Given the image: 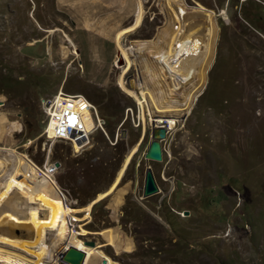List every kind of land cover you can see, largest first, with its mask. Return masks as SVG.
Segmentation results:
<instances>
[{"label": "rangeland", "instance_id": "obj_1", "mask_svg": "<svg viewBox=\"0 0 264 264\" xmlns=\"http://www.w3.org/2000/svg\"><path fill=\"white\" fill-rule=\"evenodd\" d=\"M183 1L191 38L205 39L210 27L209 13L197 7L214 12L216 54L204 88L198 66L196 78L175 85L171 96L152 58L171 41L163 35L173 28L163 0H143L145 19L124 46L147 47L136 58L129 55L127 74L116 38L135 25L138 0H96L95 8L94 0H0V149L23 157L21 178L61 208L85 209L110 191L137 147L114 192L89 213L67 217L26 192L8 194L0 206L21 196L36 212L22 227L0 229V250L21 254L24 264H60L59 256L72 248L86 252L85 264H264V1ZM121 77L129 92L141 78L137 92L147 101L164 91L177 104L161 105L190 109L161 115L179 118L162 141L161 162L145 160L152 127H144L139 102ZM60 91L95 104L108 136L96 134L79 153L50 141L41 101ZM153 102L149 116L157 109ZM12 163L0 157V186ZM47 164L57 168L48 176L37 169L46 172ZM148 168L160 192L144 198Z\"/></svg>", "mask_w": 264, "mask_h": 264}, {"label": "bare ground", "instance_id": "obj_2", "mask_svg": "<svg viewBox=\"0 0 264 264\" xmlns=\"http://www.w3.org/2000/svg\"><path fill=\"white\" fill-rule=\"evenodd\" d=\"M163 3H164V6L166 8V11L169 14L168 22H169V24H172L171 26L173 27V28H171L172 29L171 33H166L163 35L165 37L169 36L170 38L166 37V39L169 38V39H171V41L168 42L169 43L168 47H167L168 50L159 48L160 50L156 51V53H154L155 55H153L152 58L157 61V64L160 65L161 71H165L166 75H169V77L171 79L179 78V80H181L184 84L185 83L188 84L191 80H194L196 78V75H197L196 71H197V67L199 66L202 69L201 74H203V78H204L203 79L204 83H202V84H203V88H204V86L207 83L206 82L207 81V73L213 64L215 54H216L215 45H216V41H217L216 39H217L218 28H217L216 21H215V14H214V12L207 11L203 6L199 5L197 7L198 10H200L202 12L209 13L208 16L210 18V27L207 28V30H206L207 34H206L205 39H199L197 37L191 38V37L187 36V35H189L188 30L185 29L187 27V25L184 22L186 20V16L188 15V13H187L188 11H186L187 9L185 7V2L183 0H163ZM88 4H90V3H88ZM117 5L118 4H114V6H115V7H113L114 10H120V5H118V6ZM96 6H97V2H96V0H94V2L90 5V8H95ZM136 14H137V17H136L135 25L132 26L131 28L121 30L118 33L117 38H116V42H117L116 44H117V47H118L119 52H120L119 57L121 60L122 59L127 60L128 65H129L128 67L124 68V74H127L129 72L131 66H132L131 62L129 61V55H130V53H132V51H131V49L130 50L125 49L124 41L129 37V35H131L133 32H135V30L138 29V27L142 24V22L145 19L146 12H145V8H144L143 0H138V2H137V13ZM182 16H183V18H181ZM181 19H183V21ZM87 21H88V24L92 23L89 18H87ZM105 21H107V20H105ZM179 23L182 25L181 35L183 38H181V36H178V34H177L179 32ZM188 29H190V28H188ZM164 36H163V38H164ZM179 42H181V44L177 47L176 45ZM144 46L145 45H138V47H140L137 51L138 55H140L143 52L142 48ZM145 47H147V45ZM133 52H134V54H136L135 51H133ZM171 59L172 60L176 59V60L174 63L170 64ZM160 61H162V63H160ZM142 63H143V66H142L143 69L146 71V73L148 74V76L150 78L149 80L151 82L155 83L157 76L152 73V71H151L152 68L147 63L146 60H143ZM180 72L184 73V75L181 74ZM161 77L162 76L160 75V78ZM122 78L123 77H121V79H120V85L123 87L124 90L129 92L125 88V84H124ZM155 85H157V84H155ZM159 85L160 84H158V86ZM133 89L134 90H130L129 93L138 102L140 100H143V98H145V101H147V97L145 96L146 94L142 93V95H139L138 92H136V88L133 87ZM177 89H178L177 87L171 88V96L173 95L174 91H177ZM163 92L164 91H162V92L160 91L159 95L157 94L158 96L155 94L157 100L155 99L154 95L151 96V98H150L154 101L153 104H155V106L157 107L156 111L154 113H152L151 115H153L155 117H159L158 120H156L152 124H156V126H162L163 124H166V128L172 131L175 129V127L177 125V121L174 119H168L166 122H164L162 117H165V116H161V115L164 113H176L179 111H180L179 113L185 111L187 114V113H189L190 109H186V108L182 109V110L177 109V108L175 109L174 105L177 103H175V101L171 102V99H170V101L169 100L167 101V99H166L167 94H165ZM199 93L200 92H198V93L196 92V94L194 95L193 101L196 100ZM171 96H169V97H171ZM150 99L148 98V101H147L148 108H151ZM162 100L163 101L166 100L167 104L174 103V105L173 106L161 105L160 101H162ZM189 100H190V98H189ZM193 101H192V103H193ZM0 102H2V101H0ZM0 106H2V105H0ZM185 106H187V105H185ZM153 109H154V107H153ZM177 115H178V113H177ZM88 122H89V120H88ZM156 126H153V128ZM156 128H158V127H156ZM167 136H168V134H167ZM136 152H137V147L135 149H133L131 151V153L127 156L125 163L123 164L113 187L107 193L100 195L98 197V199L95 201V203H98L99 201L107 198L108 196H110L114 192L118 183H120V181L124 177L126 170H127L128 166L130 165L132 159L134 158V155L136 154ZM6 156H7V158L12 159V161L14 163V164L12 163L14 165V167H13L14 170L11 171L10 174L3 177V178H5V180H3V182L4 181L5 182L2 183V185L0 186V205L3 203V200H4L3 198H5L8 194L13 192L14 190H18L19 192H26V193H28V194H30V195H32V196H34L40 200H43V202L47 205V207H49L50 209L55 210L57 212H60L67 217H71V215L79 214L81 212H88L89 213L91 211V208L93 207V205L95 203L88 206L85 209H74V208L72 209V208H61V207H59L52 200H50L44 193H42L35 185H33V184H31V183H29L26 180L21 178L20 175H21V170H22V165H23L22 163L24 161V159L21 155L16 153V151H10V150L8 151V150L0 149V157L2 158V157H6ZM1 164H2V162H1ZM48 164L46 166L47 172H45L44 170H41L40 167L37 168L38 171L41 172L43 175L46 174L48 176V173L50 172V169H51V166ZM1 166H0V169H1ZM10 169H12V168H10ZM1 175H2V173H1ZM0 180H1V177H0ZM35 212H36V208L33 206H30V205H27V200L24 197L14 196L6 204L0 206V217H2V215H5V217H8V219H9V223L4 224V223L0 222V229L9 228L11 225L14 226L17 224H20V225H17L15 227H22L23 225H21V224H26L30 220V218L32 217L33 213L35 214ZM1 213H2V215H1ZM41 230L46 235L51 234L50 232L44 230L43 228ZM86 247H89V246L86 245ZM90 248H93V247H90ZM85 254H86V252H85ZM65 255L66 254L59 256V258L61 260L60 264L64 263ZM86 258H87V254H86ZM9 262L13 263V264H24L25 260L22 258L21 254H16V255L13 254L12 255L11 253L3 252L2 250H0V263L7 264ZM85 262H86V259H85ZM85 262H84V264H85ZM30 264H33V263H30Z\"/></svg>", "mask_w": 264, "mask_h": 264}, {"label": "built area", "instance_id": "obj_3", "mask_svg": "<svg viewBox=\"0 0 264 264\" xmlns=\"http://www.w3.org/2000/svg\"><path fill=\"white\" fill-rule=\"evenodd\" d=\"M181 18H183V16ZM181 20L183 21V19ZM181 29L182 25L179 23V32L177 34L183 38L181 35ZM180 44L181 42L177 43L176 46L178 47ZM138 45H146V43L140 42ZM137 46H130L132 51L130 54L135 58L137 54H134L133 51H138ZM175 60L176 59H171L170 64L174 63ZM162 61H160V63H162ZM162 74L170 89L175 87V85H177V87H182V85L186 84L179 80V78L171 79L169 75H166L165 71H162ZM135 81L137 92L139 88L143 87L144 82L141 78L135 79ZM125 83V85L130 88V84L127 81H125ZM140 94L141 93H139V95ZM41 108L43 115L46 117V135L53 143L63 142L69 144L75 152L79 153L86 149L96 134L103 133L108 136V122L106 118L101 115L97 106L84 95L62 94V91H60L54 94L51 98L43 99L41 101ZM139 108L141 110V118L144 120V127L147 123L152 128L153 126H156V124L152 123L158 120L159 117L148 115V104L147 101H145V98L139 101ZM126 112L128 114H133V110H126ZM138 118L140 119V117ZM162 119L164 121H167L168 119H174L177 121L179 118L170 116L162 117ZM156 127L164 128L166 129L167 134H170V130L166 128V124ZM56 170L57 168L55 166H51L49 173L52 174Z\"/></svg>", "mask_w": 264, "mask_h": 264}, {"label": "water", "instance_id": "obj_4", "mask_svg": "<svg viewBox=\"0 0 264 264\" xmlns=\"http://www.w3.org/2000/svg\"><path fill=\"white\" fill-rule=\"evenodd\" d=\"M264 1V0H263ZM0 105H3V102H0ZM167 138V131L164 128H152L151 132V142L148 146L147 152L145 154L146 162L154 161L161 162L163 160V148L162 141ZM56 167H59V164H56ZM160 192L155 176L151 168H148L145 175V183L143 189V197L148 198L154 195H157ZM190 213L185 212L184 215L188 216ZM85 244L89 247H95L96 244L92 241H86ZM86 259V254L83 251H80L76 248H72L69 252L66 253L64 257L63 264H84Z\"/></svg>", "mask_w": 264, "mask_h": 264}]
</instances>
